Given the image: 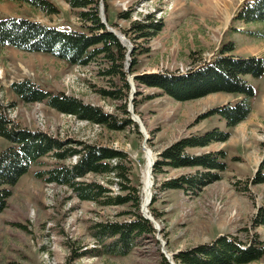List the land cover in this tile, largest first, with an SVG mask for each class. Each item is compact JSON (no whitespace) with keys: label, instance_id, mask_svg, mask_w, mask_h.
<instances>
[{"label":"rangeland","instance_id":"obj_1","mask_svg":"<svg viewBox=\"0 0 264 264\" xmlns=\"http://www.w3.org/2000/svg\"><path fill=\"white\" fill-rule=\"evenodd\" d=\"M48 1L56 7V13L48 15L20 0H0V20L24 18L46 26L84 30L78 9H72L65 0ZM217 1L221 10L215 7V0H98L102 24L123 38L128 53L132 47L136 51L133 71L130 72L128 55L124 62L129 85L126 109L131 103L144 133L136 123L137 128L131 125L121 131H110L58 112L44 102H25L12 89V83L28 80L41 89L75 96L106 113L122 117L119 105L123 101L101 97L98 93L99 89L126 93L117 77L101 74L106 64L99 58L86 66H78L46 52H26L0 45V113L19 128L123 151L127 156L126 185L138 190L140 207L143 170L149 166L146 150L156 161L162 150L186 136L203 134L215 127L230 132L225 142L191 150L193 153L223 150L226 156L227 167L220 179L202 187L197 195L161 190L163 181L190 173V169L151 172L155 200L148 204L147 210L159 226L154 236L157 243L143 241L125 255L87 254L71 259L85 249L96 247L92 236L95 223L124 220L126 215L119 213L130 206L81 200L68 187L45 182L36 177L37 172L61 163H74L76 157L64 162L50 156L40 158L10 188L11 195L0 212V264H159L156 249L161 250L160 241L164 242L167 253H174L172 262L177 264L174 255L179 251L208 243L220 235H234L248 242L244 230L250 235L256 234L264 243V225L253 226L255 215L264 206V182H253L258 173L264 176V72L260 77L244 76L254 90L252 110L231 130L217 114L201 116L213 108L232 105L239 98L236 94L215 92L176 100L160 89L139 85L134 80L141 74L184 73L211 60L228 42L234 45L231 55L264 59V39L251 34L259 24L242 23L233 18L245 0ZM125 12L128 18L120 16ZM147 15L152 21H160L161 29L148 40L134 38L131 23L147 22L144 19ZM10 145L0 137V153ZM111 178L112 183L108 182V176L89 174L83 181L98 182L108 187L111 195L131 191L121 190L115 183L116 178ZM246 264H264V254L260 260Z\"/></svg>","mask_w":264,"mask_h":264},{"label":"trees","instance_id":"obj_2","mask_svg":"<svg viewBox=\"0 0 264 264\" xmlns=\"http://www.w3.org/2000/svg\"><path fill=\"white\" fill-rule=\"evenodd\" d=\"M39 9L48 15L57 9L48 0H20ZM72 8L78 9L80 26L83 31L46 26L24 18H5L0 20V45L12 46L26 52H46L71 65L86 66L97 58L106 64L101 74L106 77H117L126 93L116 89H99L101 97L123 101L119 105L122 117L106 113L99 107L84 103L81 99L63 92L53 93L41 89L38 85L21 80L12 83L14 92L25 102H44L49 107L63 114L73 115L110 131H121L126 126L137 128L126 110V96L129 85L125 79L124 62L130 57V72L136 65V51L123 44L112 32L106 29L99 16L98 0H65ZM120 16L128 18V14ZM133 21L131 31L134 38L148 40L162 27L160 21ZM234 19L242 23L259 24L251 32L256 38L264 39V0H245L237 8ZM144 50V49H142ZM234 50L232 42L221 46L208 62H203L184 73L141 74L134 80L139 85L160 89L163 94L176 100L203 97L210 93L226 92L236 94L239 98L234 103L216 107L201 117L213 114L220 116L228 130L245 120L252 110L254 90L244 79L249 74L260 77L264 72L262 57H239L231 55ZM230 54V55H229ZM137 130V129H136ZM138 132V131H137ZM230 132L218 128L207 130L203 134H192L170 144L161 151L153 165L152 172L159 174L169 169H190V173L165 180L161 190H181L185 194L197 195L205 185L221 177L226 170L225 151H208L193 153L191 150L209 146L215 142H225ZM0 137L8 140L10 146L0 153V212L6 207L11 195L10 188L40 158L50 156L57 162H64L75 156L76 161L60 164L37 172L36 177L47 183L68 187L81 200L98 201L102 205L129 204V209L119 215H126L124 220H109L93 225L92 236L96 247L85 249L71 256L76 259L87 254L125 255L143 241H154L153 224L140 212V197L135 187L128 182L126 154L111 147L88 144L71 139H58L45 133L17 127L0 113ZM105 175L112 183L119 184L127 194L111 195L110 189L98 182H85L86 175ZM254 183H263L264 176L257 174ZM154 202V197L151 199ZM154 216L157 214L154 213ZM264 225V206L259 208L253 219V226ZM246 240L234 235H220L208 243L191 249L179 251L174 255L177 264H246L258 261L264 254V243L256 234L250 235L246 230ZM159 264H169L164 255L156 249ZM16 264V263H14Z\"/></svg>","mask_w":264,"mask_h":264},{"label":"water","instance_id":"obj_3","mask_svg":"<svg viewBox=\"0 0 264 264\" xmlns=\"http://www.w3.org/2000/svg\"><path fill=\"white\" fill-rule=\"evenodd\" d=\"M100 15H101V17H102V19H104V16H103V11L101 10L100 11ZM108 30L110 31V32H112L121 42H122V40H123V38L122 37H119L112 29H110V28H108ZM130 51V50H129ZM124 73H126V71L124 70ZM130 99V98H129ZM127 112L130 114V119L132 120V121H134L137 125H138V127H139V131L140 132H142V133H144V129H143V127H142V124H141V121L139 120V118H138V116L136 115V114H134V112H133V107H132V104L131 103H129L128 104V107H127ZM146 137L144 136V139H145ZM154 163H155V158H153L151 161H150V163H149V174H151V172H152V167H153V165H154ZM151 202V200L150 201H148V204ZM145 205L146 204H144V202H142V205H141V207H140V212H141V214H142V216L144 217V218H146V219H148L152 224H153V227H154V229L156 230V231H158L159 230V226H158V224H157V222L153 219V217L150 215V214H148V210H147V208H145ZM161 243H162V248H161V253L164 255V257L166 258V260L168 261V263L169 264H173V262H172V254H174V253H167L166 251H165V249H164V247H163V243L164 242H162V241H160Z\"/></svg>","mask_w":264,"mask_h":264},{"label":"bare ground","instance_id":"obj_4","mask_svg":"<svg viewBox=\"0 0 264 264\" xmlns=\"http://www.w3.org/2000/svg\"><path fill=\"white\" fill-rule=\"evenodd\" d=\"M215 3H216L215 7L218 10H221V6H220L219 2L217 0H215ZM227 21H228V17L226 19V22ZM145 155H146V158H147L146 159L147 160V164H149L150 161L153 159L152 155H151V153L148 150L145 151ZM151 177H152V175L149 174V166H145V169L143 170V179H142V184H143V187H142V192H143L142 201L144 202V204H146L145 208H147V206H148V201H150L152 199V191H151L152 181H151Z\"/></svg>","mask_w":264,"mask_h":264}]
</instances>
